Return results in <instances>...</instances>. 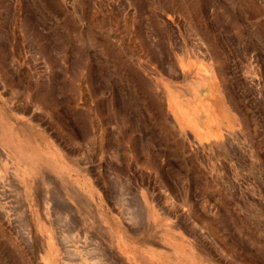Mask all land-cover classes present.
Here are the masks:
<instances>
[{
    "label": "rangeland",
    "instance_id": "obj_1",
    "mask_svg": "<svg viewBox=\"0 0 264 264\" xmlns=\"http://www.w3.org/2000/svg\"><path fill=\"white\" fill-rule=\"evenodd\" d=\"M0 264H264V0H0Z\"/></svg>",
    "mask_w": 264,
    "mask_h": 264
}]
</instances>
